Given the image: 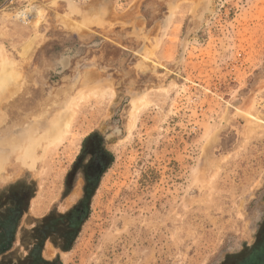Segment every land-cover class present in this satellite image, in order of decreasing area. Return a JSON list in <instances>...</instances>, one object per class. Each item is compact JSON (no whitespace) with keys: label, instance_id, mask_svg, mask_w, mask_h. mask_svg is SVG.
<instances>
[{"label":"rangeland","instance_id":"374dc122","mask_svg":"<svg viewBox=\"0 0 264 264\" xmlns=\"http://www.w3.org/2000/svg\"><path fill=\"white\" fill-rule=\"evenodd\" d=\"M3 54L15 84L0 75V197L14 190L24 210L3 257L24 264L37 228L50 264H222L254 241L264 0H0V74ZM49 123L61 139L42 135ZM92 134L107 167L73 230Z\"/></svg>","mask_w":264,"mask_h":264},{"label":"trees","instance_id":"16d2710c","mask_svg":"<svg viewBox=\"0 0 264 264\" xmlns=\"http://www.w3.org/2000/svg\"><path fill=\"white\" fill-rule=\"evenodd\" d=\"M106 167L107 165L105 164L103 166V170H105ZM94 188H95V184H93L90 189H87L86 198L83 201H81V203L79 204V205L83 204L82 207L84 206L82 209L83 210L82 214L78 215V212L75 213V210L77 209L79 205L76 208H74L71 212H69V214H72V217H70L69 228L71 227V229L77 230V227H79L81 222L85 219L86 214H85L84 208L86 206L85 204L88 202L87 197L93 194ZM13 191L10 192V195H9L10 197L8 196L6 198L0 197V258L2 259L0 264H19L18 262L14 261V259L11 256L3 257L13 246V242L15 241V238H16V232L20 225L21 217L24 212L20 199L16 197ZM84 201H86V203H84ZM49 219H50V216L49 218L48 217L46 218V220H49ZM37 230H38V234L36 237L39 241L31 248L25 261L21 263H24V264L25 262L26 264H50L51 263L41 258L39 242L40 241L43 242L46 238V235L42 234L38 228ZM43 230L45 233L48 230H52V227H48L47 229L43 228Z\"/></svg>","mask_w":264,"mask_h":264},{"label":"flooded vegetation","instance_id":"af4514ba","mask_svg":"<svg viewBox=\"0 0 264 264\" xmlns=\"http://www.w3.org/2000/svg\"><path fill=\"white\" fill-rule=\"evenodd\" d=\"M84 150L88 160L86 166L82 167L80 170L82 171L85 183V199L87 196V189L92 187L94 180L103 170L108 154L106 152L105 143L98 134H92L87 138ZM82 209L81 204L77 207L75 213L78 212V215L82 214ZM222 264H264V213L254 241L239 250L234 255L233 260H227Z\"/></svg>","mask_w":264,"mask_h":264},{"label":"bare ground","instance_id":"6f19581e","mask_svg":"<svg viewBox=\"0 0 264 264\" xmlns=\"http://www.w3.org/2000/svg\"><path fill=\"white\" fill-rule=\"evenodd\" d=\"M24 2H25V1H24ZM28 3H29V0L27 1V4H28ZM34 7H35V6H34ZM41 9H42V8H41ZM42 11H43V10H42ZM42 11H41V10H38V12H37L38 17H39V16H42ZM30 15H31V14H30ZM37 15H36V16H37ZM22 17H23V16H22ZM39 18H41V17H39ZM39 18H38V20H39ZM43 18H44V16H43ZM38 23H39V21H38ZM38 25H39V24H38ZM36 27H37V26H36ZM25 49H27V47H26ZM4 56H6V55L3 54V57H4ZM4 59H6V58H5V57L2 58L3 61H4ZM6 60L8 61V59H6ZM11 61H12V59H11L10 61L5 62V63L2 64V65L4 66V68H3V66H2V69H4V70H2V72L4 71V74H3V73L0 74V75H3L4 78L6 77L7 79L12 77V78H11L12 82H11L10 79H9L10 81H9V80L6 81V78H5V80H4V81H5V84L7 83L8 86H9L10 82H11V84H12L13 81H14V78H13L14 76H13L12 73L15 72V70L13 69V67H12V69H11L10 66H9V62H11ZM10 64H11V63H10ZM13 64H14V62H13ZM11 65H12V64H11ZM13 66H14V65H13ZM12 70H14V71L11 72ZM16 72H17V70H16ZM0 73H1V71H0ZM17 74H19V73H16V75H17ZM0 78H2V76H1ZM16 78H18V77H16ZM2 79H3V78H2ZM16 80H17V79H16ZM2 82H3V81L1 80L0 85H3ZM14 82H15V81H14ZM8 83H9V84H8ZM11 84H10V86H11ZM13 84H15V83H13ZM0 87H1V86H0ZM98 87H99V88H98ZM102 88H103V87L100 88V86H96V89H94V90H97V89L102 90ZM108 88H109V87H108ZM104 89H105V88H104ZM94 90H93V93H94ZM99 90L97 91L98 93H99ZM105 90H106V89H105ZM105 90L100 91V92H102V93H101L102 95L105 93V92H104ZM110 91H111V88H110ZM0 92H1V94H2V91H0ZM84 92H86V90L82 91V93L79 94V96L82 95ZM89 92H92V90L87 91V93H89ZM97 92H95L96 95H97ZM106 92H109V89H107ZM109 93H110V92H109ZM90 94L92 95V93H90ZM90 94H87V95H90ZM95 94H93V95L95 96ZM99 94H100V93H99ZM99 94H98V96H99ZM107 94H108V93H107ZM110 94H111V93H110ZM80 97H82V96H80ZM85 97H86V96H85ZM85 97H84V98H85ZM90 97H91V96H89V98H90ZM99 97H100V96H99ZM76 98H79V97H76ZM76 98H75V99H76ZM87 98H88V96H87ZM87 98H85V99L88 100ZM91 98H93V97H91ZM94 98H96V97H94ZM79 99H80V98H79ZM86 100H85V102H86ZM75 101H77V99H76ZM79 101H80V100H79ZM82 101H83V97H82ZM82 101H81V102H82ZM73 102H74V100H73ZM73 102H72V103H73ZM72 103L70 104V106L72 105ZM77 103H78V101H77ZM73 104H74V103H73ZM75 104H76V103H75ZM75 104L73 105V107L71 106V107H72V110H70V106H69L68 111L70 110L71 112H70V111L68 112V118L71 117V114L74 115L73 113H76V112H72V111H73V108H74V107L77 108V106H78V105L76 106ZM139 104H140V103H139ZM79 105H80V104H79ZM140 105H141V104H140ZM136 107H137V106H136ZM138 107H140V106H138ZM134 108H135V105H134ZM136 109H139V108H136ZM135 111H136V110H135ZM135 111H134V114H135ZM69 113H70V114H69ZM74 116H75V115H74ZM74 116L71 117V118H74ZM64 118H66V120H64ZM62 120L66 121V122L68 121L67 117H61V116H60V117L58 118V120H57V121H60V125H61V123L63 122ZM70 121H71V120H70ZM72 121H73V119H72ZM51 123H52L53 125L55 124L56 126H58V127H57V130L60 129L58 123L55 122V120H54L53 122H51ZM51 123H49V126H48L47 128H46L47 125H46L45 127H43V130H44V128L47 130V131L44 130V131L46 132V134L44 133V131L42 130V128H40V126L37 125L38 127H37V126H36V127H37V128H40V130H39V129H36V127H35L34 129H36V130H35L34 132H31V135H32V133H33V136L35 135V133L37 134V131H38V130H39V131H43V132H42V135H43L44 137H46L48 134H49V135L52 134V133L54 134L55 131H57V130H55V131H51V133H50V130H52L51 128L53 127ZM50 124H51L52 127L50 126ZM62 125H64V123H63ZM70 125H71V124H70ZM70 125H69V126H70ZM50 127H51V128H50ZM67 127H68V122H67L66 128H67ZM48 128H50V129H48ZM63 128H64V127L62 126L61 131H59V132H61L60 135H61L62 132H64L65 129H66V128H64V131H63ZM30 129H31V128H30ZM53 130H54V127H53ZM30 131H31V130H30ZM39 131H38V133H39ZM66 131H67V130H66ZM57 132H58V131H57ZM43 133H44V134H43ZM64 133H65V132H64ZM39 134H40V133H39ZM53 134H52V136L55 135V138L58 137V134H57V135H56V134L53 135ZM31 135H30V136H31ZM60 135H59V136H60ZM26 136H27V135H26ZM26 136H25V139L28 140V139H27L28 137H26ZM28 136H29V135H28ZM33 136H31V137H33ZM31 137H30V138H31ZM44 137H43V139H44ZM47 137H48V136H47ZM61 137H62V135H61ZM13 138H14V136H13ZM18 138H19V137H18ZM30 138H29V139H30ZM41 138H42V136H40L39 140L42 142L43 139L41 140ZM49 138H51V137H49ZM58 138H59V137H58ZM58 138H57V139H58ZM8 139H9V137H8ZM23 139H24V138H21V142H22V143L24 142ZM51 139H52V138H51ZM59 139H61V138H59ZM10 140H11V139H10ZM35 140H36V137H34V140H29V141H32V142L34 141V142H35ZM45 140H46V139H44V141H45ZM8 141H9V140H8ZM11 141H12V140H11ZM15 142H16V141H15ZM36 142H37V141H36ZM49 142H50V141H49ZM53 142H54V141H53ZM12 143H13V142H12ZM17 143H18V145H21L20 140H19V142L17 141ZM19 143H20V144H19ZM0 144H1V143H0ZM6 144H7V143H6ZM8 144H9V143H8ZM39 144H40L39 141H38V144L35 143L36 146L39 145ZM1 145H2V144H1ZM12 145H13V144H11L10 146H12ZM14 145H15V143H14ZM36 146H34V148H32V151H34V155L31 154L32 152L29 154V155H32L31 157H32L33 160H34L35 155H36V152H37V151H36V148H37ZM14 147H15V146H14ZM10 148L13 149V147H10ZM10 148H9V149H10ZM21 148H22V147H21ZM12 149H11V150H12ZM14 149H15V148H14ZM4 150H5V149H4ZM5 151H6V150H5ZM35 151H36V152H35ZM20 156H21V158H23L22 156H25V155H20ZM0 157H1V156H0ZM31 157H28V159L31 158ZM33 157H34V158H33ZM36 157H38V155H37ZM21 158H20V159H21ZM26 158H27V157H26ZM26 158H25L24 160H27ZM32 159H31V160H32ZM33 160H32V161H33ZM38 160H39V159H37V160L35 159V162L38 161ZM27 161H28V160H27ZM32 161H31V162H32ZM31 162H30V163H31ZM33 163H34V161L32 162V164H33ZM25 164H27V162H26ZM35 165H37V162L34 164V166H35Z\"/></svg>","mask_w":264,"mask_h":264},{"label":"built area","instance_id":"2783aa9c","mask_svg":"<svg viewBox=\"0 0 264 264\" xmlns=\"http://www.w3.org/2000/svg\"><path fill=\"white\" fill-rule=\"evenodd\" d=\"M25 1V2H24ZM28 0H5L6 6H13L18 3L19 4H27Z\"/></svg>","mask_w":264,"mask_h":264}]
</instances>
